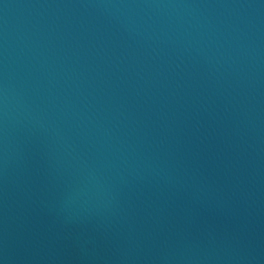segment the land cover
Here are the masks:
<instances>
[{
	"label": "water",
	"instance_id": "water-1",
	"mask_svg": "<svg viewBox=\"0 0 264 264\" xmlns=\"http://www.w3.org/2000/svg\"><path fill=\"white\" fill-rule=\"evenodd\" d=\"M0 264H264V0H0Z\"/></svg>",
	"mask_w": 264,
	"mask_h": 264
}]
</instances>
